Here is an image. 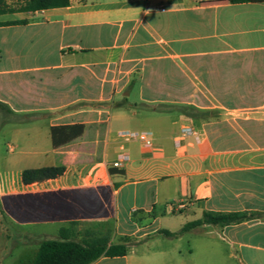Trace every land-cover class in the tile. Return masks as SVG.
I'll return each mask as SVG.
<instances>
[{
    "label": "crops",
    "instance_id": "obj_1",
    "mask_svg": "<svg viewBox=\"0 0 264 264\" xmlns=\"http://www.w3.org/2000/svg\"><path fill=\"white\" fill-rule=\"evenodd\" d=\"M14 14L0 22L21 46L0 68V113L2 124L23 115L32 128L8 145L25 166L0 179V203L25 245L79 222L110 225L114 243L134 239L126 256L93 264H264V218L158 234L206 212L264 214V0H70ZM124 97L213 118L116 107ZM73 124L83 135L53 148L51 128ZM121 130L151 131L154 148L122 143ZM185 132L201 142L190 135L178 148ZM122 147L130 160L116 170ZM46 167L65 172L22 182L23 171ZM15 241L14 231L0 264H24L29 251L11 254Z\"/></svg>",
    "mask_w": 264,
    "mask_h": 264
},
{
    "label": "trees",
    "instance_id": "obj_2",
    "mask_svg": "<svg viewBox=\"0 0 264 264\" xmlns=\"http://www.w3.org/2000/svg\"><path fill=\"white\" fill-rule=\"evenodd\" d=\"M231 3L257 2L263 0H229ZM11 2V3H10ZM19 2V7H14L13 3ZM70 5V0H0V15L14 13H35L48 9L66 8ZM26 21H15L9 25H25ZM4 104L0 103V108ZM118 108H132L152 112L177 113L186 118L197 120H208L213 118V113L202 112L194 107L187 105H158L148 107L143 105L131 104L128 98L116 104ZM11 112V111H10ZM83 124L60 125L51 128V138L53 148L64 146L73 140L81 137L84 133ZM65 172L64 167H46L39 169H28L22 173V182L26 185L55 179ZM263 213H204L203 217L193 223L186 225L178 233L160 231L158 234L166 237H177L185 230H190L202 225L230 226L238 225L243 222L263 219ZM81 223H70L60 229L58 240H49L41 243L36 256L31 264H93L102 257H124L128 254L129 247L134 241L133 238L124 237L119 243L111 241L109 235H98L88 233L85 237L78 240L75 228ZM15 229L6 216L0 203V248H6L12 239Z\"/></svg>",
    "mask_w": 264,
    "mask_h": 264
},
{
    "label": "rangeland",
    "instance_id": "obj_3",
    "mask_svg": "<svg viewBox=\"0 0 264 264\" xmlns=\"http://www.w3.org/2000/svg\"><path fill=\"white\" fill-rule=\"evenodd\" d=\"M11 3V2H10ZM14 7H19V2H15L13 4ZM22 15L20 14H6V15H0V22H6V21H12L16 20L18 18H21ZM21 47V46H20ZM20 47H16L15 45V37L13 36V33L11 30L7 29H0V68H11L13 66V62L10 61L7 58V55L9 52L11 54H16L21 51ZM10 50V51H9ZM3 57V58H1ZM21 64H28L31 61L29 60H17L16 63ZM176 97H179L180 99H185L186 95H174ZM179 99V100H180ZM129 101V100H128ZM130 101L132 102H139L137 95L135 93H132L130 96ZM129 101V103H131ZM133 104V103H132ZM25 116L23 115H17V116H11L9 121L2 124L3 118L0 113V179L6 180L8 177H10L12 174L17 172L20 168H22L23 164H18L17 161L20 158V154L18 153V150L14 153L9 152L8 145L14 144L12 137L15 133V130L21 131L22 135H25L26 131L28 129H31L32 127L26 123ZM46 121V120H45ZM44 121V122H45ZM44 122L41 123L38 128L43 129L46 127L44 125ZM47 150H49V146L45 147ZM47 160V159H46ZM49 162V161H46ZM77 231V237L76 239L80 240L88 233L92 232L98 235H109L112 239L113 230L112 227L109 225H101V224H84L80 225L77 228H75ZM23 230L15 229V237L16 241L13 243V245L10 248L11 254L15 252L16 255L19 253H22V251H29L26 254L24 264H28V262H31L34 259L35 252L37 251L38 247H40L41 243H31L29 245H25L23 236L24 234ZM29 234V233H27Z\"/></svg>",
    "mask_w": 264,
    "mask_h": 264
},
{
    "label": "built area",
    "instance_id": "obj_4",
    "mask_svg": "<svg viewBox=\"0 0 264 264\" xmlns=\"http://www.w3.org/2000/svg\"><path fill=\"white\" fill-rule=\"evenodd\" d=\"M192 135L196 143L201 142V136L198 133H183L179 140L176 141V146L181 147V141L188 136ZM118 139L122 143H129L131 141H138L141 143L143 148L152 149L155 145L154 135L151 131H130V130H121L117 133ZM130 160L129 155L124 151L123 147L121 148L120 153L117 156V159L112 163V168L116 170H121L124 165Z\"/></svg>",
    "mask_w": 264,
    "mask_h": 264
},
{
    "label": "water",
    "instance_id": "obj_5",
    "mask_svg": "<svg viewBox=\"0 0 264 264\" xmlns=\"http://www.w3.org/2000/svg\"><path fill=\"white\" fill-rule=\"evenodd\" d=\"M126 95H128V94H126Z\"/></svg>",
    "mask_w": 264,
    "mask_h": 264
}]
</instances>
